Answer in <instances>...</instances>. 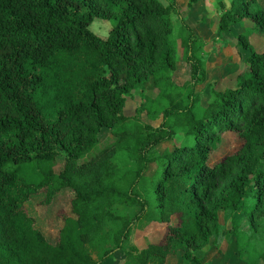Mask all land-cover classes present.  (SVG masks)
Here are the masks:
<instances>
[{"label": "trees", "instance_id": "1", "mask_svg": "<svg viewBox=\"0 0 264 264\" xmlns=\"http://www.w3.org/2000/svg\"><path fill=\"white\" fill-rule=\"evenodd\" d=\"M169 1L0 0V264H106L121 251L122 264H208L233 245L241 264L264 262V42L252 37L264 39V0H220L214 40L243 64L223 89L187 23L179 75ZM99 18L107 36L90 29ZM148 80L127 116L125 95ZM225 134L241 144L212 160ZM61 191L70 213L48 232L26 204ZM136 224L163 235L131 245Z\"/></svg>", "mask_w": 264, "mask_h": 264}, {"label": "rangeland", "instance_id": "2", "mask_svg": "<svg viewBox=\"0 0 264 264\" xmlns=\"http://www.w3.org/2000/svg\"><path fill=\"white\" fill-rule=\"evenodd\" d=\"M164 5L169 6V0H160ZM177 6L179 7L180 13L171 9L168 13V18L171 24L172 30V44L175 50V56L177 59L178 73L180 76L186 78V64L182 58L183 49L181 47V40L184 36L188 34V30L185 23L190 25L193 30L201 37L203 41V47L199 51L201 59L204 61L206 68L209 70L211 78L220 77V82L217 84L218 89H223L232 86L235 83V71L240 68L243 64L240 62L241 54L237 52L233 43H224L221 41L216 42L214 39L216 37V27L219 15L221 13V8H219L220 0H199L193 5H189V0H175ZM231 0H222V3L226 6H230ZM111 26L109 21L102 19H96L91 25L90 29L101 35L107 36L108 30ZM241 29L240 26H234L233 30L238 32ZM252 37H256L259 40L264 39L258 34L254 33ZM242 55H246L244 52ZM153 82L148 80L144 83L132 88L131 92L125 95V106L124 113L127 116L132 117L136 114L137 108L144 102V94L148 88H151ZM196 91L202 95V102L200 104L199 110H201L210 100L209 91L206 90L205 85L197 86ZM198 110V111H199ZM142 119L146 123H156L149 120L145 114L142 115ZM115 140L112 134H107L101 141V143L88 155L84 156L82 159H88L95 153H97L104 146L110 144ZM241 141L239 138L232 134H225L223 136V144L221 149L216 153L212 160H216L221 157L224 153H229L234 151L239 147ZM63 165V158L58 159L56 169L59 170ZM42 196V193L37 194ZM33 198L29 203L26 204L28 212L30 214L38 216V219H42L47 223V230L57 231V229L62 225V219L58 212L63 210L70 213V198L71 193L69 191H61L54 198L53 203L50 206L42 204V197L39 199ZM44 198V195H43ZM35 201V203H34ZM138 209L126 208L125 206H117L114 211L118 214H135ZM237 219L239 220L240 215L238 214ZM144 230L138 224H136L132 230V235L130 238V244L140 247L141 244L147 243L148 239L153 242H157L163 235V232L155 239L148 238L144 235ZM157 233V232H156ZM155 232L149 236H155ZM236 243V240L234 241ZM235 248V245L232 246ZM125 261V254L123 251L115 255L111 260H108V264H118L119 262Z\"/></svg>", "mask_w": 264, "mask_h": 264}, {"label": "crops", "instance_id": "3", "mask_svg": "<svg viewBox=\"0 0 264 264\" xmlns=\"http://www.w3.org/2000/svg\"><path fill=\"white\" fill-rule=\"evenodd\" d=\"M113 258H111V260ZM122 263L123 262L121 263L119 262L118 264H122ZM106 264H108V260L106 261ZM185 264H195V263H185ZM208 264H241V263L239 257L236 255L233 248L231 247L229 249V252L226 254H218V253L213 254L211 257H209ZM257 264H264V262L260 261Z\"/></svg>", "mask_w": 264, "mask_h": 264}]
</instances>
